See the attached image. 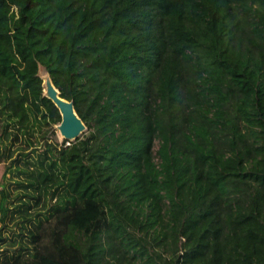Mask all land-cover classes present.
<instances>
[{"label":"trees","instance_id":"trees-1","mask_svg":"<svg viewBox=\"0 0 264 264\" xmlns=\"http://www.w3.org/2000/svg\"><path fill=\"white\" fill-rule=\"evenodd\" d=\"M0 164V264H264V0H0Z\"/></svg>","mask_w":264,"mask_h":264},{"label":"water","instance_id":"water-1","mask_svg":"<svg viewBox=\"0 0 264 264\" xmlns=\"http://www.w3.org/2000/svg\"><path fill=\"white\" fill-rule=\"evenodd\" d=\"M50 79L48 85L46 82L45 94L55 103L62 116L61 122L56 127L62 133L64 139L74 141L86 129V125L78 115L73 100L62 97L60 90L54 85L51 77Z\"/></svg>","mask_w":264,"mask_h":264},{"label":"rangeland","instance_id":"rangeland-1","mask_svg":"<svg viewBox=\"0 0 264 264\" xmlns=\"http://www.w3.org/2000/svg\"><path fill=\"white\" fill-rule=\"evenodd\" d=\"M40 73H41L43 79L46 78L47 75L49 76V74L46 72V70L44 69V67H41ZM44 82H45V79H44ZM44 86H46V85H44ZM56 129H57V135H56V137L58 138V140L60 142H62L64 139H63V137H61V135L59 133L60 132L59 129L57 127H56ZM83 132L80 134V136L83 134ZM67 141H71V140H67ZM158 147H159V142L156 141V148H158ZM4 170H5V165L0 164V181H2V177H3V174H4Z\"/></svg>","mask_w":264,"mask_h":264},{"label":"bare ground","instance_id":"bare-ground-1","mask_svg":"<svg viewBox=\"0 0 264 264\" xmlns=\"http://www.w3.org/2000/svg\"><path fill=\"white\" fill-rule=\"evenodd\" d=\"M44 79H45L44 85H46V82H47V85H48V83L51 81V79H50V77L48 75ZM46 89H47V86H45V91H46ZM59 133H60L61 137H63V139H64V136L62 135V133L61 132H59Z\"/></svg>","mask_w":264,"mask_h":264}]
</instances>
